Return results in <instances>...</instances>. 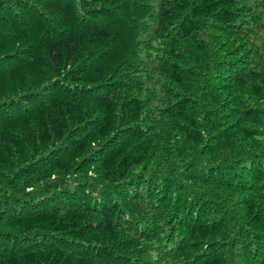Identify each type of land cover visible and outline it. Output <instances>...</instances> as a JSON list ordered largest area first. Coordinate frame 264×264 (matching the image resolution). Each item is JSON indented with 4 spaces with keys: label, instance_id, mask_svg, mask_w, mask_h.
Wrapping results in <instances>:
<instances>
[{
    "label": "trees",
    "instance_id": "1",
    "mask_svg": "<svg viewBox=\"0 0 264 264\" xmlns=\"http://www.w3.org/2000/svg\"><path fill=\"white\" fill-rule=\"evenodd\" d=\"M0 264H264V0H0Z\"/></svg>",
    "mask_w": 264,
    "mask_h": 264
}]
</instances>
